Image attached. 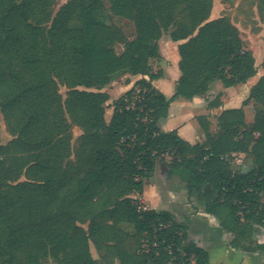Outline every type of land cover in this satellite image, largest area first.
Instances as JSON below:
<instances>
[{
	"label": "trees",
	"instance_id": "obj_1",
	"mask_svg": "<svg viewBox=\"0 0 264 264\" xmlns=\"http://www.w3.org/2000/svg\"><path fill=\"white\" fill-rule=\"evenodd\" d=\"M82 1L69 0L54 14L53 0H0V110L13 136L0 143V264L46 258L97 264L91 245L104 264H188L190 258L208 264L184 221L168 211H137L130 197L142 193L165 151L172 154L168 173L232 235L230 246L264 251V244L250 245L254 225L264 227V75L242 102L254 109L249 124L242 107L222 111L215 132L200 117L205 140L193 145L158 126L173 98L191 99L215 80L227 87L256 73L238 27L226 17L209 19L211 0ZM104 1L112 23L97 16L110 17ZM259 4L261 11L264 0ZM177 10L185 11L186 25L175 20ZM74 18L80 25H71ZM121 18L133 24V38L124 36ZM163 33L183 41L174 95L166 98L139 79L135 84L150 92L154 122L139 123L123 109L122 95L106 121L104 88L124 73L154 78L149 59L158 57ZM74 126L81 133L72 146ZM236 152L255 166L233 170ZM146 238L158 246L144 248Z\"/></svg>",
	"mask_w": 264,
	"mask_h": 264
},
{
	"label": "crops",
	"instance_id": "obj_2",
	"mask_svg": "<svg viewBox=\"0 0 264 264\" xmlns=\"http://www.w3.org/2000/svg\"><path fill=\"white\" fill-rule=\"evenodd\" d=\"M181 42L183 41H173L168 34L163 33L158 40V57L154 58V70L152 71L155 74L154 78L149 79L148 75L138 74L139 76L134 80L125 81L124 85L112 87L114 84L111 82L104 88L109 94L107 106L112 104L113 110V101L132 87L137 79L142 78L149 80L151 85L163 93L166 98L172 97L180 76L178 44ZM246 47L252 51L255 60L256 73L252 77L246 82L227 87L220 80H215L204 95H197L191 99L182 96L173 98L168 106L166 116L158 121L159 128L164 132L176 130L180 138L193 145L202 144L205 140L200 117L203 118V121L209 122L210 131L215 132L218 127L216 119L222 111L242 107L246 123H251L253 117L251 120L249 119V110L252 109L254 115L252 103L242 105V102L248 97L250 88L264 75V64L258 65L253 39L250 43L246 42ZM114 93L118 94L115 99ZM211 101L215 103L210 106ZM238 153L242 152L231 153V167L236 161L235 156ZM153 174L155 180L154 184L150 185V190L146 188L148 178L144 182L142 193L135 194L143 198L149 209L168 211L175 220L184 221L187 225L188 239L207 252L208 264H264V251L247 252L231 247L229 242L232 235L224 231L215 216L204 211L203 205L198 200L190 201L188 199L186 186L183 189L176 179H174V186L168 185L167 181L171 175L164 164H157L151 175ZM179 181L182 180L179 179ZM160 192L161 194H159ZM147 193H150L154 198V206ZM161 202L164 203L163 207L156 208L157 203L160 205ZM253 238H256V244H264V235L263 238L259 236H253ZM114 264L120 263L115 260Z\"/></svg>",
	"mask_w": 264,
	"mask_h": 264
},
{
	"label": "rangeland",
	"instance_id": "obj_3",
	"mask_svg": "<svg viewBox=\"0 0 264 264\" xmlns=\"http://www.w3.org/2000/svg\"><path fill=\"white\" fill-rule=\"evenodd\" d=\"M68 1L69 0H53L52 3L53 13L55 14V12L59 9L61 5H64ZM258 5H260L259 0H211V10H210L209 19L226 17L231 22H233L238 27V29H240V33L242 38L244 39L245 44L246 42L247 43L252 42L253 39L254 45L256 46L255 55L257 57L258 65H262L264 64V8H262L261 11H258L259 9ZM109 6L110 3L108 1H104V8L107 10V13L110 17H107L106 14L104 16L105 11H103V13L102 12L99 13L97 16L99 18H103L105 21H107V23H112L111 21L112 16H111V11H109L110 10ZM175 20L179 25H183V26L186 25L188 23V20L185 11L177 10ZM118 21L121 28L123 29L124 36H126L128 39L133 38L134 37L133 24L124 18H121L120 20L118 19ZM71 25H77V26L80 25V20L78 18H74L71 21ZM114 50L120 53L123 50V46L116 43L114 45ZM149 65L151 66V70L153 71L154 57L149 59ZM138 76L139 75H131L129 73H124L116 80L112 81V83L114 84L112 87H114L115 85L116 86L124 85L125 81L129 82L131 80H134ZM138 80L139 79H137L135 82H137ZM134 85L136 84L134 83ZM60 92L64 96L66 89L64 87H60ZM113 97L115 99V97H118V94L114 93ZM111 114H112V104H108L104 114L106 121H109ZM252 117H253V110L250 109L249 119L251 120ZM72 131H73V139L71 141V145L75 146L77 143V138L81 133V131L76 126L73 127ZM12 138L13 136L10 134L9 130L7 129L3 114L0 110V143L6 144ZM161 158L163 159V162L160 161ZM171 159H172V154L169 151H165L162 152L161 156L158 157L157 160H158V164H164V167L166 168L167 161H170ZM235 160L236 161L234 162L232 169L235 170L236 172L246 173L255 166V163L253 162L252 158L249 155H247V153H238L235 156ZM22 179H24V177H22L21 180ZM174 179H176L179 182V184H181V187L183 189L185 188L184 182L179 181L180 177H178L177 175H171V178L167 181L168 185L174 186ZM154 180L155 179L153 174L149 177L147 181V185H146L147 190H150V185L154 184ZM147 194L149 199L151 200V204L154 206V198H152L150 193ZM159 194H161V192ZM132 195L134 196L135 193L130 195V197L133 199ZM261 202L264 204V194L261 197ZM163 205L164 203L162 202L160 203V205L159 203H157L156 208H162ZM254 227H255V231L253 236L255 237L259 236L260 238H263L264 227H262L260 224H255ZM253 236L251 241L252 244L250 245L256 247V238L254 239ZM91 252L93 257L96 258L97 264H104L93 245H91ZM43 264H57V263L54 261L53 258H46L43 261Z\"/></svg>",
	"mask_w": 264,
	"mask_h": 264
},
{
	"label": "built area",
	"instance_id": "obj_4",
	"mask_svg": "<svg viewBox=\"0 0 264 264\" xmlns=\"http://www.w3.org/2000/svg\"><path fill=\"white\" fill-rule=\"evenodd\" d=\"M132 89V90H131ZM131 90L129 94H125L126 91ZM128 90H126L122 94V107L125 111H132L136 113V120L139 123L149 124L153 123L155 120L154 111L153 109L148 105V96H150L149 90H147L145 87H141L139 85H134L130 87ZM133 204L136 207L137 211L143 212L148 211L149 206L146 204V202L143 200V198L135 194L133 196ZM169 224L162 225L163 227L168 226ZM164 242V240H162ZM158 241L153 238L152 241H149L148 238L144 240L143 247L148 249L149 247H157ZM167 250H171V244L169 243L166 246ZM181 256H184V254L181 252ZM188 264H195L194 258H190Z\"/></svg>",
	"mask_w": 264,
	"mask_h": 264
},
{
	"label": "water",
	"instance_id": "obj_5",
	"mask_svg": "<svg viewBox=\"0 0 264 264\" xmlns=\"http://www.w3.org/2000/svg\"><path fill=\"white\" fill-rule=\"evenodd\" d=\"M166 168L168 169V167L166 166Z\"/></svg>",
	"mask_w": 264,
	"mask_h": 264
}]
</instances>
